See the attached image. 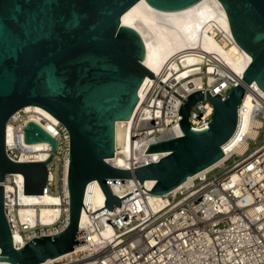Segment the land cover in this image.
Here are the masks:
<instances>
[{"label":"water","instance_id":"obj_1","mask_svg":"<svg viewBox=\"0 0 264 264\" xmlns=\"http://www.w3.org/2000/svg\"><path fill=\"white\" fill-rule=\"evenodd\" d=\"M138 1L0 0V262L41 264L85 244L84 238L78 239L84 235L79 221L86 185L93 180L105 196L103 208L111 211L125 196L111 193L106 180L135 179L141 185L153 180L148 194L162 196L214 165L236 130L246 89L255 84L264 92V0H218L233 40L250 56V63L224 97L196 90L184 99L144 66L143 40L121 25L122 14ZM145 1L158 10L176 11L199 0ZM146 77L182 101L177 115L180 135L148 146L146 154L165 153L155 163L129 170L114 167L106 160L115 153V123L133 114ZM203 99L212 104L211 120L193 128L189 111ZM26 106L42 108L68 132V221L55 235L15 247L5 216V177L21 174L23 194H42L49 177L46 165L56 148L55 139L30 121L24 142L49 143L50 156L23 163L6 156V123Z\"/></svg>","mask_w":264,"mask_h":264},{"label":"built area","instance_id":"obj_2","mask_svg":"<svg viewBox=\"0 0 264 264\" xmlns=\"http://www.w3.org/2000/svg\"><path fill=\"white\" fill-rule=\"evenodd\" d=\"M218 37L214 35L215 39ZM193 50L200 62L191 67L197 70L187 78L199 76L201 87L182 88L174 77L167 78L168 61L160 69L161 76L154 74L155 78L182 99L196 90H208L211 95L224 97L241 77L232 75L225 63L212 53ZM253 85L246 92L254 96ZM181 103L153 79L146 83L129 126L132 156L127 158L128 166L122 169L155 163L165 155L153 153L161 154L155 159L145 152L151 143L179 136L173 132L179 127L177 115ZM212 113V104L203 99L191 107L189 125L204 127L210 122ZM32 115L37 116V121L30 118ZM239 116L238 111L236 130L227 142V150L222 147V159L171 192L158 196L152 203L148 201L147 192L151 188L145 187V182L141 185L135 179L106 180L111 193L119 198L125 196L121 205L111 211L104 208L100 217L87 214L92 212L90 203H85V195L90 194L93 183L98 185L96 180L89 182L81 210L86 211L89 220L83 229L79 227L84 235L78 236L86 243L78 248L75 246L63 257L41 264H264V106H256L242 122L241 129H238ZM30 121L55 139V151L46 165L49 177L43 193L60 198V215L49 225L43 224L38 217L18 220L15 217L17 209L30 205L19 200V190L23 193L22 175L8 174L3 182L5 216L12 236L17 232L22 239L19 246L13 241L15 247L33 238L55 235L68 221L69 135L64 126L48 120L34 107L18 110L6 123L5 154L16 163L42 162L50 156L49 143L24 142V129ZM255 121L260 122L259 126L254 125ZM39 122H49L50 130ZM252 131H255L253 136ZM241 145L245 148L238 152ZM135 153L141 157L136 158ZM38 154L46 157L40 160L36 157ZM109 160L106 161L114 166ZM17 175L22 177L21 181L16 180ZM4 184L14 191L7 192ZM107 227L112 231L109 236L103 234V228ZM92 235L97 236L95 241L91 240Z\"/></svg>","mask_w":264,"mask_h":264},{"label":"bare ground","instance_id":"obj_3","mask_svg":"<svg viewBox=\"0 0 264 264\" xmlns=\"http://www.w3.org/2000/svg\"><path fill=\"white\" fill-rule=\"evenodd\" d=\"M120 22L121 25L136 31L143 40L145 48V55L143 58L144 66L155 75L161 76L160 69L163 64L168 61L170 64V71L167 73L166 77H174L182 88H188L190 86L199 88L202 86V80L199 76L187 78L188 75L197 70V68L191 67L200 62V58L195 55L193 49L212 53L216 58L225 63L228 71L232 75L240 77L251 60L250 56L240 49L233 40L225 11L218 0H199L191 6L176 11L158 10L148 5L145 0H139L122 14ZM214 35H218L219 37L215 39ZM149 80L150 78L146 77L141 84L138 90V101L142 99L145 85ZM210 81L209 79V82ZM253 88L256 91L254 96L249 93V91L244 95L242 105L239 109L240 122L238 129H241L242 122H245L249 113L256 106H264V92L258 89L255 84ZM31 107L32 106H26L25 109L29 110ZM34 108L48 120L53 122L57 121L42 108L36 106ZM30 118L37 121V116L35 115H32ZM131 118L132 115L128 120H120L115 123L116 154L109 162H112L116 167H127V158L132 156L130 145L131 136L129 134ZM39 123L50 130L49 122ZM259 124V121L254 122L255 126H259ZM180 132L179 127H177L173 133L180 135ZM254 133L255 131H252V136ZM228 144L226 143L223 146V150H227ZM244 148L245 145H241L237 151L242 152ZM134 156L136 158L141 157L140 154L137 155L136 153ZM151 156L157 159L161 157V154H152ZM36 157L42 160L46 156L44 154H38ZM212 166L205 170H208ZM194 176L188 177L185 182ZM15 178L17 181L22 180L20 175H17ZM144 184L145 187L151 188L154 181L146 180ZM4 185L7 192L14 191L10 185ZM92 185H94V187L90 191V194L85 195V203H90L89 209L91 212H94V214H97V217H100L104 209L105 196L99 185H96V183ZM90 187L91 185L88 187V190L91 189ZM18 196L21 203L30 205L17 209L15 217L20 221L28 217L31 219L38 217L43 224L49 225L60 215V209L58 207L60 198L57 195H50L47 193H42L40 195L23 194L20 189ZM157 197L158 196L149 195V203H152ZM88 220V215L85 211H82L79 221L80 229H83L87 225ZM111 232L110 228H103V234L105 236H109ZM96 239L97 236H91L92 241ZM13 241L16 246L21 245L22 239L19 233L14 232ZM65 255L67 254L59 257ZM52 260L53 259H48L45 263H49Z\"/></svg>","mask_w":264,"mask_h":264}]
</instances>
